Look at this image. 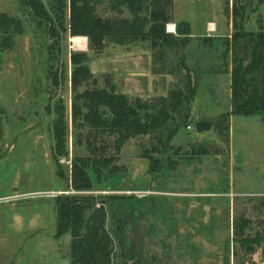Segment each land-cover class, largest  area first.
Masks as SVG:
<instances>
[{"label":"rangeland","instance_id":"rangeland-1","mask_svg":"<svg viewBox=\"0 0 264 264\" xmlns=\"http://www.w3.org/2000/svg\"><path fill=\"white\" fill-rule=\"evenodd\" d=\"M40 1L47 20L35 19L25 0H0V173L5 178L11 169L12 190L35 183L37 151H45L53 184L41 196L88 194L105 202V227L113 245L110 264H264V241L247 253L232 234V224L241 219L245 237L264 235V123L258 115L234 114L229 141L223 142L213 122L229 107L227 79L206 67H188L184 58L211 63L223 46L203 35H225L227 12L242 8L247 16L254 0H241V7L239 0H172L177 21L171 16L164 32L175 37L176 23L188 18L191 38L183 46L165 49L161 64L152 59L147 11L142 12V35L115 32L100 38L98 45L85 34H72L69 0ZM112 3L91 0L94 13L103 19L131 20L127 9ZM208 18L215 29H208ZM76 66H84L98 88L141 103L182 90L187 77L196 85L191 116L179 123L166 148L151 135L126 138L87 191L68 187L72 159L85 155L77 142L85 127L70 112V77ZM134 110L139 117L145 113ZM61 113L65 152L55 156L53 126ZM171 114L179 122V116ZM197 118L211 123L202 135L184 126ZM149 159L158 160L151 173ZM59 171L61 178L55 176ZM32 238L26 239L23 250ZM23 250L10 264H16Z\"/></svg>","mask_w":264,"mask_h":264},{"label":"trees","instance_id":"trees-1","mask_svg":"<svg viewBox=\"0 0 264 264\" xmlns=\"http://www.w3.org/2000/svg\"><path fill=\"white\" fill-rule=\"evenodd\" d=\"M25 1L35 19L47 20L40 0ZM112 1L114 8L127 9L131 20L103 19L94 13L91 0H69V27L72 34H85L93 44L98 45L100 38L115 32L142 35L146 21L142 12L147 11V35L154 50L151 55L153 61L160 64L163 63L165 49L183 46L190 38L184 21L176 23L175 37L164 32V24L171 19V0H147L146 4V0ZM263 1L257 0V3ZM238 2L241 7V0ZM241 10L231 8V32L229 36L221 38L224 47L222 54H229V109L217 115L213 127L223 142L228 140L230 115H258L264 123V30L260 27L256 31L244 30L246 15ZM209 39L206 37V40ZM80 84L84 86L78 90ZM195 93L196 85L187 77L182 90H170L164 96L141 103L139 99L132 101L122 94L98 88L84 66L74 67L70 77V112L72 119L80 118L85 127L84 133L79 134L77 139L83 145L85 155L72 159L68 187L74 191L89 190L94 182L99 181L101 169L112 162V156L130 136L151 135L156 144L166 148L179 123H184L189 117L190 102ZM134 108L144 109L145 113L139 117ZM171 113L179 116V122H174ZM64 135L65 123L61 113L53 126L55 156L65 152ZM55 156H52V160L59 167ZM157 161L149 159L148 172L156 168ZM55 176L61 178L62 172L59 171ZM104 205L101 198L88 194H61L54 197L52 236L69 235L70 264H110L113 245L110 232L105 227ZM244 222L241 219L235 221L232 234L234 241L250 253L253 244L264 241V235L245 237Z\"/></svg>","mask_w":264,"mask_h":264},{"label":"crops","instance_id":"crops-1","mask_svg":"<svg viewBox=\"0 0 264 264\" xmlns=\"http://www.w3.org/2000/svg\"><path fill=\"white\" fill-rule=\"evenodd\" d=\"M172 5L173 2L171 0V16L173 19ZM227 13L228 32L225 35L218 33H206L203 35L210 38V42L216 41L222 44L221 38L229 36L231 32V16L230 12ZM181 21L186 22L187 25L190 23L188 18H183ZM205 24L208 29H215V23L211 18L206 19ZM248 25H251V29H245ZM258 27L264 30V1L257 3V0H254L251 10L246 16L243 28L246 31H256ZM223 50L224 47L221 54L217 57L214 56L211 59L212 62L208 63V65L197 64L193 58L187 60L184 54L186 65L192 67L196 64L202 71L206 67V70H210L214 76L223 75L229 85V54L225 52L222 54ZM193 101L194 98L191 105ZM191 110L192 106H190V116ZM231 116L228 118V141ZM204 133L201 132L200 135ZM6 164L11 167L8 161H6ZM2 165H0V172L3 168ZM7 171V175L3 176L5 178H2L0 173V198L5 197L4 201L0 200V264H10L18 254V251L23 250L24 243L30 236H33V238L23 250L22 256L17 259L16 264H70L68 258L69 235L64 233L58 237L52 236L54 230V199L48 195H40L52 190L53 184L52 170L46 152L37 151V177L35 183L31 181L28 184V188H26L28 185H25L22 190H12L11 169L8 167ZM15 193L17 194V199L14 200L12 199V194ZM19 193L28 194L30 197L27 199L19 198ZM6 197H10V200L6 199ZM45 257H51L52 260H47Z\"/></svg>","mask_w":264,"mask_h":264},{"label":"water","instance_id":"water-1","mask_svg":"<svg viewBox=\"0 0 264 264\" xmlns=\"http://www.w3.org/2000/svg\"><path fill=\"white\" fill-rule=\"evenodd\" d=\"M193 129L196 133H201L204 131H208L211 128V123L204 120H194L193 123Z\"/></svg>","mask_w":264,"mask_h":264},{"label":"built area","instance_id":"built-area-1","mask_svg":"<svg viewBox=\"0 0 264 264\" xmlns=\"http://www.w3.org/2000/svg\"><path fill=\"white\" fill-rule=\"evenodd\" d=\"M185 129H186V130L193 129V125H192V124H187V125L185 126Z\"/></svg>","mask_w":264,"mask_h":264},{"label":"bare ground","instance_id":"bare-ground-1","mask_svg":"<svg viewBox=\"0 0 264 264\" xmlns=\"http://www.w3.org/2000/svg\"><path fill=\"white\" fill-rule=\"evenodd\" d=\"M172 28V25H169V29H171ZM77 39V38H76ZM81 41V40H80ZM82 43V42H81ZM80 46V45H79Z\"/></svg>","mask_w":264,"mask_h":264}]
</instances>
